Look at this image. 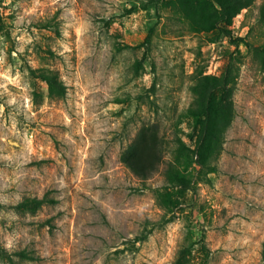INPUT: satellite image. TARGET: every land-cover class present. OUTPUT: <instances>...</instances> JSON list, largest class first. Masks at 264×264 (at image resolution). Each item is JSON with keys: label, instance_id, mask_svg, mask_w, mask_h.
Instances as JSON below:
<instances>
[{"label": "rangeland", "instance_id": "obj_1", "mask_svg": "<svg viewBox=\"0 0 264 264\" xmlns=\"http://www.w3.org/2000/svg\"><path fill=\"white\" fill-rule=\"evenodd\" d=\"M179 1L0 0V264H264V0L207 30L215 0ZM227 64L208 171L193 88ZM148 125L142 178L122 154Z\"/></svg>", "mask_w": 264, "mask_h": 264}, {"label": "trees", "instance_id": "obj_2", "mask_svg": "<svg viewBox=\"0 0 264 264\" xmlns=\"http://www.w3.org/2000/svg\"><path fill=\"white\" fill-rule=\"evenodd\" d=\"M176 1V0H175ZM218 7L215 9L213 4L212 12L216 15L215 21L206 20L205 23H199L201 20L195 17L193 20L204 29H208L210 24L216 25L217 20L231 23L232 17L238 13L241 8L247 6L250 0H215ZM181 8L191 17L195 12H203L208 7L206 0H181ZM194 7L190 10L191 7ZM211 10V9H210ZM214 13V14H215ZM218 15V16H217ZM213 25V26H214ZM212 26V27H213ZM211 28V27H210ZM222 32L231 39V32L228 28L222 27ZM230 66L225 67L222 75L218 78L208 75H202L193 91L196 105L193 113L200 115V130L197 138L196 153L198 163L208 171H216L215 160L220 150L221 134L223 129L230 122L231 113V86L229 84ZM43 80L48 84L51 91L60 94L64 90L62 82L58 81L53 74L46 73L42 75ZM179 149L184 146L180 137L176 138ZM162 142L157 137L156 130L152 126L141 127L136 138L131 142L122 154V160L132 172L142 178H146L157 167L162 159ZM172 180H179V175L171 167L167 170ZM44 201L43 198H33L31 202L37 205Z\"/></svg>", "mask_w": 264, "mask_h": 264}]
</instances>
